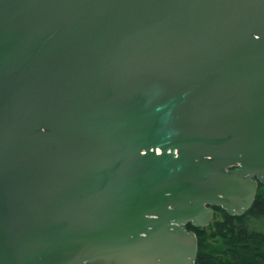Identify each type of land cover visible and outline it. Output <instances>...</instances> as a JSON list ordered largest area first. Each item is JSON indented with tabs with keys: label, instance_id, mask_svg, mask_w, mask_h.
<instances>
[{
	"label": "water",
	"instance_id": "1",
	"mask_svg": "<svg viewBox=\"0 0 264 264\" xmlns=\"http://www.w3.org/2000/svg\"><path fill=\"white\" fill-rule=\"evenodd\" d=\"M264 184V0H0V264H195Z\"/></svg>",
	"mask_w": 264,
	"mask_h": 264
},
{
	"label": "trees",
	"instance_id": "2",
	"mask_svg": "<svg viewBox=\"0 0 264 264\" xmlns=\"http://www.w3.org/2000/svg\"><path fill=\"white\" fill-rule=\"evenodd\" d=\"M263 186L258 183L252 207L242 216L229 215L220 207H212L213 213L222 216V221H213L214 231L211 233V237L221 239V248L208 254L202 252L204 238L201 236L205 227L185 225V229L193 231L197 238L195 264H264V198L260 192Z\"/></svg>",
	"mask_w": 264,
	"mask_h": 264
},
{
	"label": "rangeland",
	"instance_id": "3",
	"mask_svg": "<svg viewBox=\"0 0 264 264\" xmlns=\"http://www.w3.org/2000/svg\"><path fill=\"white\" fill-rule=\"evenodd\" d=\"M261 196L264 198V186L260 189ZM215 216V218H214ZM214 219V220H213ZM213 221H222V216L218 213H213V218L208 224L209 226L205 227V230L202 232V236L204 238V246H202V252L204 253H211L215 248L222 247V241L219 237H211V233L214 231L213 228ZM193 232V231H191Z\"/></svg>",
	"mask_w": 264,
	"mask_h": 264
}]
</instances>
